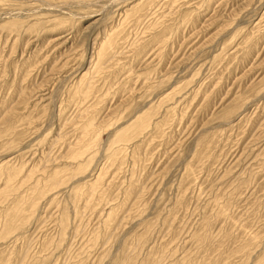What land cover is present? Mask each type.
Instances as JSON below:
<instances>
[{
	"label": "rangeland",
	"instance_id": "rangeland-1",
	"mask_svg": "<svg viewBox=\"0 0 264 264\" xmlns=\"http://www.w3.org/2000/svg\"><path fill=\"white\" fill-rule=\"evenodd\" d=\"M0 264H264V0H0Z\"/></svg>",
	"mask_w": 264,
	"mask_h": 264
}]
</instances>
